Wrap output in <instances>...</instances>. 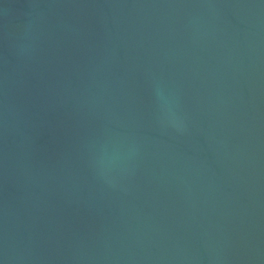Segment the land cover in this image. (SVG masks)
<instances>
[{"label": "water", "instance_id": "water-1", "mask_svg": "<svg viewBox=\"0 0 264 264\" xmlns=\"http://www.w3.org/2000/svg\"><path fill=\"white\" fill-rule=\"evenodd\" d=\"M0 264H264V0H0Z\"/></svg>", "mask_w": 264, "mask_h": 264}]
</instances>
